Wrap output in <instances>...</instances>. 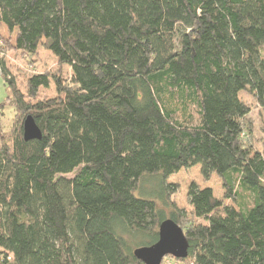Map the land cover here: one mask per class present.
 Listing matches in <instances>:
<instances>
[{"label":"trees","instance_id":"trees-1","mask_svg":"<svg viewBox=\"0 0 264 264\" xmlns=\"http://www.w3.org/2000/svg\"><path fill=\"white\" fill-rule=\"evenodd\" d=\"M0 23L9 48L33 61L42 43L69 70H31L22 93L0 58L17 117L0 139L2 264H144L133 250L167 218L188 241L177 261L264 264V0H0ZM195 165L234 204L191 182L178 207L168 179Z\"/></svg>","mask_w":264,"mask_h":264},{"label":"rangeland","instance_id":"rangeland-1","mask_svg":"<svg viewBox=\"0 0 264 264\" xmlns=\"http://www.w3.org/2000/svg\"><path fill=\"white\" fill-rule=\"evenodd\" d=\"M14 38L15 33L8 31L6 26L0 23V58L4 59L6 67L14 77L17 87L22 93H25L26 91V79L31 70L37 72H49L57 75L68 74L69 70L67 66L58 63L57 58L49 50L43 47L42 43L38 46L37 53L35 54L33 61H30V57H26L23 53L16 51L13 48H9L10 43H14ZM261 50L264 53V45ZM8 94V87L4 84L3 79L0 77V104L3 103ZM55 96V85L52 80L47 88L41 87L39 89V98H51ZM241 96L253 107L254 98L250 93L243 91L241 92ZM250 116L254 127L253 133L250 137L251 144L258 149H262L264 148V134L262 132L261 121L264 117V110L253 107ZM16 118V113L12 107L8 106L0 109V139L2 135H9ZM168 181L178 184L179 188L175 195H173V198L177 203V206L180 208H189L185 192L187 185L191 182H195L201 187H211L214 196L222 200L224 204H234L232 201L224 197L225 189L222 185L221 179L216 174L212 175L208 181L203 180L199 172V165L181 169L176 174L171 175ZM143 188L144 191L148 192L153 190L155 186H145ZM136 195H139V192H137ZM0 264H2L1 255ZM161 264H187V262H180L171 256H166L162 259Z\"/></svg>","mask_w":264,"mask_h":264},{"label":"water","instance_id":"water-1","mask_svg":"<svg viewBox=\"0 0 264 264\" xmlns=\"http://www.w3.org/2000/svg\"><path fill=\"white\" fill-rule=\"evenodd\" d=\"M41 130L31 115L23 120L24 140L40 139ZM188 253V241L182 228L172 219L163 220L158 228V239L151 245L137 247L133 255L144 264H161L166 256L185 258Z\"/></svg>","mask_w":264,"mask_h":264}]
</instances>
